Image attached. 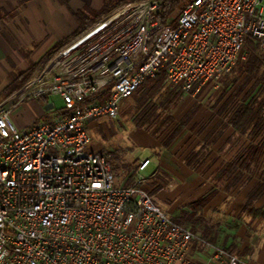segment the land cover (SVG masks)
Wrapping results in <instances>:
<instances>
[{
  "label": "built area",
  "instance_id": "1",
  "mask_svg": "<svg viewBox=\"0 0 264 264\" xmlns=\"http://www.w3.org/2000/svg\"><path fill=\"white\" fill-rule=\"evenodd\" d=\"M161 3L101 15L9 98L59 95L64 113L21 128L0 110V264H252L155 202L141 174L150 159L119 185L108 153L87 147L89 126L118 118L162 69L197 95L247 57L250 41L264 60V0H188L176 25L159 17Z\"/></svg>",
  "mask_w": 264,
  "mask_h": 264
},
{
  "label": "crops",
  "instance_id": "2",
  "mask_svg": "<svg viewBox=\"0 0 264 264\" xmlns=\"http://www.w3.org/2000/svg\"><path fill=\"white\" fill-rule=\"evenodd\" d=\"M110 4V0H0V108L10 101L7 94L21 88L67 38L100 18ZM222 79L208 82L200 94L214 83L227 81ZM27 99L14 103L11 111L19 102L26 107ZM43 102L46 110L54 108L49 97ZM231 113L224 120L214 116L210 124L214 131L209 134H133L132 142L150 151L146 157L139 151L137 168L150 159L146 169L152 166V170L144 188L157 203L167 204L168 212L183 208L172 217L183 216L190 210L189 203L207 198L200 218L209 239L246 262L264 264V151L258 162L249 163L250 136L229 124ZM37 118L19 119L17 125L29 127L39 122ZM254 142L262 144L264 132ZM137 168L128 181L116 177L117 183L130 185ZM193 256L201 258L197 250Z\"/></svg>",
  "mask_w": 264,
  "mask_h": 264
},
{
  "label": "rangeland",
  "instance_id": "3",
  "mask_svg": "<svg viewBox=\"0 0 264 264\" xmlns=\"http://www.w3.org/2000/svg\"><path fill=\"white\" fill-rule=\"evenodd\" d=\"M177 17L178 16H176V18ZM82 32L77 36L71 35V37L67 38L64 46L71 43L81 35ZM58 51L54 52L53 55H51V57L36 70L44 67ZM36 70L34 72H36ZM229 76V79H227V76L223 78V80L228 81V85L225 83H214L201 94L199 93L195 96L183 93L179 95L177 99L175 98L173 103H169V105L166 106L169 96L173 97L175 93V87L167 82L162 90L154 97V103H157L159 107L152 116L153 123L148 127H137L135 125L134 117L137 115V111L132 110L128 112L130 104H134L132 99H130L127 103L125 102L126 105L124 104L118 118L113 119L109 116H101L89 126L91 141L87 147L93 150L106 151L109 160H112L113 164L116 162V159L113 158V154L119 155L121 158L120 169L119 171H116V177L120 182L128 181L130 177H133L135 169L138 166L136 156L139 151L142 157L150 155L148 149L142 151L139 149V147H141L140 144L135 145V143L132 142L131 139L133 138V134H173L179 123L186 118L189 119V123L179 132V134H209L211 131H214V127H212L213 125H210L213 124L212 120L214 116L219 115L221 116V119L224 120V118L231 113L232 109H234V107L241 101L242 95L252 85V83H250L245 89L243 88L241 92L242 95L236 97L235 92L240 84L244 82L245 74H243L238 67H235ZM236 76H239V82L238 84H233L231 80ZM14 92L7 94L6 98H9ZM251 98L256 100L258 102L257 104L264 106V78L251 93ZM4 99L5 98L2 100ZM49 99L54 103V108L52 110H46V104L37 99L30 98L24 101L26 107L19 102L18 105L12 108L11 115L13 120L17 124L19 119H24L26 121L32 119L35 115L38 117L37 119L39 121L53 120L55 117L66 111V103L62 97L59 95H51L49 96ZM11 106H14V102L7 101L3 104L0 110L10 109ZM41 110L44 113L42 116H38V113ZM169 117L172 118L171 122H169ZM151 170L152 166L141 172L145 177L144 184L147 181V177L150 175ZM116 184H118L117 181ZM152 197L157 203L156 197L153 195ZM157 204L165 210L169 208L165 203ZM182 209V207H178V209H174L173 213L169 212L174 216V214L179 213Z\"/></svg>",
  "mask_w": 264,
  "mask_h": 264
},
{
  "label": "trees",
  "instance_id": "4",
  "mask_svg": "<svg viewBox=\"0 0 264 264\" xmlns=\"http://www.w3.org/2000/svg\"><path fill=\"white\" fill-rule=\"evenodd\" d=\"M109 0H106L108 2ZM112 4L106 7L103 13L107 14L114 10L119 5L133 0H110ZM187 0H162V9L159 13V17L162 21L176 25L178 13L181 12ZM98 17L90 22L94 23ZM85 28H80L75 32L74 36H77L80 32L84 31ZM247 57L241 60L236 67L239 68L245 74V79L239 88L236 90V97L241 96L243 88L245 89L250 83L252 85L250 88L242 95L241 101L235 106L233 112L229 117V124H231L237 131L242 134H248L250 136L251 142L247 147L246 157L250 162H258L261 156V153L264 151V142L262 144H256L254 142L255 137L258 134L264 132V106L257 104L256 100L251 98V93L255 88L262 82L264 78V60L258 56L257 46L255 43L250 41L248 43ZM58 51V50H57ZM53 55V54H52ZM51 57V56H50ZM49 57V58H50ZM223 80V79H222ZM167 74L164 69L160 70L155 77L147 78L139 88L134 92V94L127 99L126 103L132 99L133 105L130 104L128 112L132 110L137 111V115L134 117L135 125L137 127H148L153 123V114L158 109L159 105L154 103V97L159 93L162 88L167 84ZM231 82L233 84H238L239 76L232 78ZM225 84L228 85V81H225ZM174 96H169L168 103H173L175 98L177 99L179 95L184 92L179 88L175 87ZM125 103V105H126ZM172 121V118L169 117V122ZM189 122V119H183L179 126L175 129L173 134L179 133ZM113 154V158L116 159V162L113 164L114 171H119L120 169V156ZM245 157V156H243ZM262 185V182L259 183V186ZM207 198H199L188 204L189 211L183 213V216L173 217V219L183 224L187 227H190L193 231L199 233L203 237L209 239L206 235V225H202L200 213L202 208L205 205ZM210 240V239H209ZM197 250V245L194 244L192 248L193 252Z\"/></svg>",
  "mask_w": 264,
  "mask_h": 264
}]
</instances>
